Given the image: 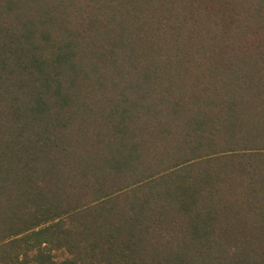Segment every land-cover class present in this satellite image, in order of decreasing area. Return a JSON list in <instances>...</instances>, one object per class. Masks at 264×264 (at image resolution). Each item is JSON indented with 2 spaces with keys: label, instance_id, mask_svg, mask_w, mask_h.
I'll list each match as a JSON object with an SVG mask.
<instances>
[{
  "label": "trees",
  "instance_id": "obj_1",
  "mask_svg": "<svg viewBox=\"0 0 264 264\" xmlns=\"http://www.w3.org/2000/svg\"><path fill=\"white\" fill-rule=\"evenodd\" d=\"M0 264H264V0H0Z\"/></svg>",
  "mask_w": 264,
  "mask_h": 264
}]
</instances>
